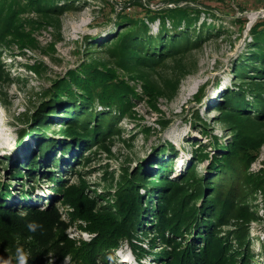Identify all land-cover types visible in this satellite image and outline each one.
Masks as SVG:
<instances>
[{"label": "trees", "instance_id": "16d2710c", "mask_svg": "<svg viewBox=\"0 0 264 264\" xmlns=\"http://www.w3.org/2000/svg\"><path fill=\"white\" fill-rule=\"evenodd\" d=\"M134 1L139 6V1ZM181 1L167 0V5L172 4L170 7L150 11L146 18L118 16L115 27L120 30L113 35L114 42L109 48L118 67L129 73L156 66L169 57L197 47L205 38L218 36L221 26L198 22L199 11L189 8L187 4L180 5ZM70 2L0 0V58L6 53L10 58L13 47L21 54H24V50L39 49L34 33L50 26L66 9L78 8ZM29 14H33L34 18H29ZM145 21L157 23L155 36L149 33ZM249 33L253 48L235 72L236 77L248 78L250 82L240 92L229 90L225 93L222 104L224 108L247 109L236 111L225 108L222 112V122L229 125L231 138L225 145L215 138L214 142L209 143L215 154L209 158L207 174L197 176L194 166H190L177 179H168L171 168L163 162L157 166L164 177L160 178L159 172H156V176H152V181L148 182L143 175L146 170L139 166L134 172H124L119 177L112 199L96 197L94 190L93 197H90L85 191L87 184L79 177L75 167L88 161L82 154L87 153L89 143L99 144L109 151L106 141L120 132L115 125L116 115L133 117V100H139L141 96L127 81L118 77L115 68L95 61L69 69L66 77L52 81L51 90H46V100L39 106L37 114L30 117L25 128L27 132L22 131L21 136L25 133L33 137L38 135L40 131L33 125L46 129L47 120L53 118L40 117L41 113L45 114L43 106L61 102L62 98L66 102H77L78 105H74L70 113L76 115L75 111H79L82 115L67 122L62 120L60 134L64 146L58 159L51 155V142L46 141V146H38V153L30 157L26 165L20 163L10 169L12 177L22 178L20 185L27 177L34 179L36 174L47 177L52 169L59 171L57 176L53 174L48 180L53 183L50 193L54 196L44 207L40 209L37 205L24 202L31 197L33 192L29 190L33 186H29V190L19 191L16 201L6 202L4 199L12 197L8 191L10 186L0 183V255L14 256L19 241L30 253L29 264H44L48 255L59 262L69 257L75 264H112V254L125 241L139 262L145 254L152 253L150 250L156 248L158 240L164 248L152 255L158 257L160 264H251L253 258L249 255L245 236L248 224L258 220V217L249 208L247 198L259 192L264 201V162L258 172L249 170L264 144V20L254 24ZM249 59H253L252 65L257 63L261 67L246 66L244 61ZM3 66L0 62V80L5 79ZM26 67L36 74L40 73L36 63ZM249 69H254L257 76L245 75L244 71ZM128 79L143 82L144 77L135 73ZM141 88L149 106L158 111L155 100L162 94L161 91L147 82H143ZM246 95L251 96L250 102L246 100ZM49 97L52 100H48ZM194 98L199 101L198 93ZM95 102L103 110L84 113ZM252 108L253 115L249 111ZM70 113L63 112V115ZM83 117H87L86 120ZM91 118H95L93 126H90ZM72 144L79 152L70 157L71 163L57 162L62 160ZM197 149L194 151L196 159L207 156L205 144L198 143ZM38 159L50 162L42 173L39 172L42 161ZM23 168L28 174L21 173ZM71 173L78 175L77 184H68ZM140 189L150 194H146L145 200ZM205 193H208L207 198ZM153 194L156 195L155 211L148 222L145 217L150 213L148 207ZM58 203L68 207L65 212L68 222L61 218ZM20 210H24L26 215H20ZM29 222L41 227L30 232L27 228ZM75 222L91 235L89 241L74 242L64 235L68 223ZM141 223L146 225L142 226ZM222 227L231 229L220 235ZM140 229H152L155 234L147 242L146 248L138 242L139 236L147 234L140 232Z\"/></svg>", "mask_w": 264, "mask_h": 264}, {"label": "rangeland", "instance_id": "374dc122", "mask_svg": "<svg viewBox=\"0 0 264 264\" xmlns=\"http://www.w3.org/2000/svg\"><path fill=\"white\" fill-rule=\"evenodd\" d=\"M134 2L129 0L125 8H120L106 0H71L70 4L78 7L77 9H66L50 26L34 33L39 49L24 50V54H21L13 47L10 50L12 54L10 58L8 53L0 58V62L4 64L2 70L5 78L0 80V183H8L10 186L8 191L12 196L4 199L6 202L16 201L17 193L25 191L29 186H33V189H28L33 193L30 198L25 199L26 204L37 205L41 209L49 198L54 196L50 193L53 183L48 180L53 174L57 176L58 170L52 169L47 177L45 175L39 177L37 174L34 179L27 177L20 185L22 178L12 177L10 169H14L20 163L26 165L30 157L38 153V146L43 145V148L46 146V141L51 142L49 152L58 159L64 146L60 134L62 120L67 122L77 115H82L79 111H75L76 115L70 113L74 105H78L77 102H66L65 98H62L61 102L43 106L45 114L41 113L40 117L53 118L47 120V128L43 130L33 125V128L37 127L40 131L38 135L33 137L28 133L23 136L21 134L24 130L27 132L25 129L27 122L31 116L37 114L39 106L46 100V90H51V82L66 77L69 69L78 68L87 62L95 61L105 64L108 68H115L118 77L127 81L141 96L139 100H133V117L116 115L115 125L120 132L106 141L105 145L109 151L95 143L87 144V150L82 149L86 150L87 153L82 155L88 158V161H85L83 166H76L75 170L86 182L85 191L90 197H93L94 190L96 197L112 199L119 177L124 172L128 174L134 172L139 166L146 170L143 175L148 182L152 181L151 177L156 176V172H159L160 178L164 177L157 166L163 162L171 168L167 175L168 179H177L190 166H194L197 176H203L207 174L209 158L215 154L209 143L214 142V138L222 145L230 140L231 129L228 124L222 122V112L226 109L239 111L247 108L225 109L222 107L224 94L229 90L240 92L239 90L245 89L250 82L248 78L236 77L235 71L253 48L249 30L254 24L264 20V0H182L180 5L187 4L189 8L199 11L198 22L221 26L218 36L205 38L197 47H191L169 57L162 64L127 73L118 67L116 58L109 53V48L114 42L112 37L120 30L119 27H115L118 16L146 18L150 11L172 5H167V0L139 1V6ZM128 6L130 8L126 10ZM28 17L34 18L33 14H29ZM145 22L149 27V33L155 36L157 23ZM252 61L253 59L246 60L244 64L257 69L261 67L257 63L252 65ZM33 63L40 67L39 74L27 69L26 66ZM135 73L144 77L143 82L150 83L161 91L162 94L155 100L158 111L152 109L143 96L141 88L143 82L128 79ZM244 74L257 76L258 73L254 72V69H249L245 70ZM197 93L199 101L194 98ZM245 98L249 102L252 100L249 95ZM48 100L52 99L49 97ZM102 110V106L95 102L84 113L88 114L91 111L97 113ZM249 111L253 115L254 109ZM63 112L71 115H63ZM94 120L95 118H91L90 126H93ZM262 129L264 130V124ZM198 143L206 146L207 156L201 160L194 156V151L198 150ZM74 146L72 144L67 149L62 160L56 161L71 163L70 157L79 152ZM161 148L165 150L161 151ZM38 160L42 161L39 168V172L42 173L50 166V162ZM263 162L264 144L258 151L257 159L251 164L250 172H258L263 168ZM60 167L63 168L62 164ZM21 173L28 174L25 168ZM211 174L215 175L214 172ZM78 175L71 173L68 184H77ZM140 192L145 200L149 192L141 189ZM155 196L154 194L151 196V204L148 207L150 213L145 217L148 222L155 211ZM207 197L208 193H205V198ZM247 202L258 217V220L248 224L245 236L249 255L253 258L251 264H264L262 194L255 193L247 198ZM61 203L57 204L58 210L62 213L61 218L68 222L65 214L68 207ZM230 229L231 227H222L220 235L228 233ZM139 231L147 233L138 237L139 244L146 248L147 242L155 234L152 229ZM64 235L74 242L91 239V235L80 229L76 222L68 223ZM155 246L156 248L150 250L152 253L145 254L137 262L131 247L123 241L112 254V264H160L157 261L158 257L152 254L158 253L164 245L156 240ZM121 260L124 262L120 263ZM44 264L75 263L69 257L59 262L48 255Z\"/></svg>", "mask_w": 264, "mask_h": 264}, {"label": "clouds", "instance_id": "9594fccd", "mask_svg": "<svg viewBox=\"0 0 264 264\" xmlns=\"http://www.w3.org/2000/svg\"><path fill=\"white\" fill-rule=\"evenodd\" d=\"M20 215H26L24 210H20ZM41 225H38L35 222H29L27 228L30 232H35ZM30 253L25 250V248L19 244L17 241V247L15 249L14 256H3L0 255V264H29Z\"/></svg>", "mask_w": 264, "mask_h": 264}, {"label": "built area", "instance_id": "2783aa9c", "mask_svg": "<svg viewBox=\"0 0 264 264\" xmlns=\"http://www.w3.org/2000/svg\"><path fill=\"white\" fill-rule=\"evenodd\" d=\"M109 3H112L116 6H119L120 8H125L129 4V0H106ZM139 1H144V0H139ZM130 7L128 6L126 10H128Z\"/></svg>", "mask_w": 264, "mask_h": 264}, {"label": "bare ground", "instance_id": "6f19581e", "mask_svg": "<svg viewBox=\"0 0 264 264\" xmlns=\"http://www.w3.org/2000/svg\"><path fill=\"white\" fill-rule=\"evenodd\" d=\"M124 262V260H121V262L120 263H123Z\"/></svg>", "mask_w": 264, "mask_h": 264}]
</instances>
